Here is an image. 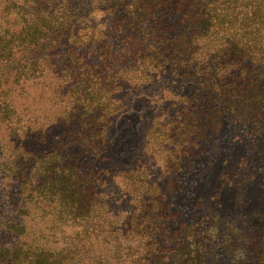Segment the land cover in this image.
<instances>
[{"label":"rangeland","instance_id":"374dc122","mask_svg":"<svg viewBox=\"0 0 264 264\" xmlns=\"http://www.w3.org/2000/svg\"><path fill=\"white\" fill-rule=\"evenodd\" d=\"M186 3L0 0V264H32L33 246L50 251L45 264H250L252 248L262 253L264 65L251 64L256 49L226 51L223 33L200 32ZM164 31L162 49L151 34ZM148 46L166 64L130 71ZM114 72L118 109L98 139L110 171L103 209H90L69 198L67 175L94 136L59 121L70 74ZM51 146L69 156L37 158ZM102 218L106 241L86 237Z\"/></svg>","mask_w":264,"mask_h":264},{"label":"trees","instance_id":"16d2710c","mask_svg":"<svg viewBox=\"0 0 264 264\" xmlns=\"http://www.w3.org/2000/svg\"><path fill=\"white\" fill-rule=\"evenodd\" d=\"M186 5L184 6L185 11L190 16V19L196 15L199 25L197 29L200 32L204 30L214 31L216 33H223L225 38L226 51L234 52H253L255 49L257 53L260 54L261 59L259 61L251 60L257 63L256 65H264V0H184ZM242 17V18H241ZM241 18V19H240ZM192 21V20H191ZM204 31V32H205ZM153 41L158 45V48L165 47L167 44H171L169 37L166 35V31L162 35H156L155 32L152 35ZM165 45V46H163ZM249 45V46H248ZM263 46V47H262ZM154 47V46H153ZM148 46L146 50L142 52V56L138 61L134 60L132 68L135 70H142L144 73L147 67H152L148 70L149 72H157L155 69L160 68L166 64L158 53L151 56L150 50L153 49ZM262 47V50L261 48ZM156 52V51H155ZM130 52L129 55H132ZM136 55V54H135ZM153 58V59H152ZM248 62V61H246ZM138 68H134V67ZM147 66V67H146ZM264 68V67H261ZM74 72H72L73 74ZM76 73V72H75ZM118 72L109 74V77H96V78H86L79 79L78 76H72L70 74V79H68L71 89H67V94L69 93L70 98L63 110V119L59 121L60 124H68V128L77 130L76 133H81L82 140L84 138H92L93 140H88L86 145L90 147L88 161L81 163L80 165H73L69 171L70 175H67L68 184L67 192L70 199L80 198V203L86 204L90 209L94 206L99 209H103L104 196L101 193L103 179L102 175L105 172L110 171L108 165L111 161L109 156V149L106 147L104 141H98L101 137L99 133H103L102 128L109 124L110 117L117 111V106L114 101H116L117 86H115L119 76ZM76 81H75V80ZM74 82V83H73ZM74 88V89H73ZM253 106V101L245 100L242 103L243 117L249 115V112ZM25 117L20 115L16 122L18 124H24ZM54 125H49L48 130H54ZM85 128V129H82ZM42 132L44 130V125L39 128ZM73 130V131H74ZM84 130V131H83ZM185 133V132H182ZM44 137V136H43ZM42 137V138H43ZM98 141V142H97ZM40 146L42 145L39 144ZM44 148V147H42ZM19 149V148H18ZM24 149V148H23ZM50 152L43 151L37 158L45 159L49 156H60L62 158H67L69 154L62 151H56V149L51 146L46 150ZM174 154H172L173 160L177 158V154L180 152L175 149ZM30 150L24 149L20 155H28ZM34 151L30 153V159L36 157L33 154ZM48 155V156H47ZM171 156V154H170ZM62 169L64 167L61 166ZM68 169V167H65ZM137 169V167H136ZM141 170V169H140ZM138 170L128 169L125 173L132 174L138 172ZM140 172V171H139ZM144 185L141 179L136 180L132 183L133 191L140 190V186ZM75 188V189H73ZM77 197V198H76ZM65 195L60 196V199H64ZM97 217H100L101 212L97 211ZM135 220L132 222V226L135 225ZM103 218L98 221V224L93 228L92 232L90 230H84L86 237L96 238L100 237L103 228ZM106 233H104V242L106 241ZM146 233V232H145ZM147 234V233H146ZM143 236V235H142ZM145 240L147 239L144 235ZM263 237V236H262ZM144 240V242H146ZM262 253L255 254L257 251L252 248L253 256H255L254 261H250V264H264V242L261 244ZM49 250L37 248V246L31 247V250L27 253L32 259V264H45L46 260L50 259ZM7 255V254H5ZM9 257H13L12 255ZM131 255L126 257L125 264H132ZM83 257H78V260L74 264H81ZM14 259L12 258V262ZM108 261V260H107ZM172 261L166 260L160 261V264H171ZM106 264V263H105ZM107 264H109L107 262ZM175 264H181L176 262ZM235 264V262H233Z\"/></svg>","mask_w":264,"mask_h":264}]
</instances>
